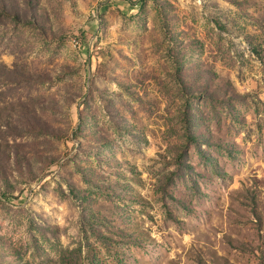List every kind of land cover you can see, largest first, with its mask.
Returning <instances> with one entry per match:
<instances>
[{"label":"rangeland","instance_id":"rangeland-1","mask_svg":"<svg viewBox=\"0 0 264 264\" xmlns=\"http://www.w3.org/2000/svg\"><path fill=\"white\" fill-rule=\"evenodd\" d=\"M0 264H264V0H0Z\"/></svg>","mask_w":264,"mask_h":264}]
</instances>
